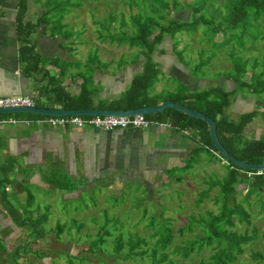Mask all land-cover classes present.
Wrapping results in <instances>:
<instances>
[{
    "label": "trees",
    "instance_id": "1",
    "mask_svg": "<svg viewBox=\"0 0 264 264\" xmlns=\"http://www.w3.org/2000/svg\"><path fill=\"white\" fill-rule=\"evenodd\" d=\"M14 1H16L17 6L14 24L19 45L18 61L24 66L23 72L39 75L47 78L49 83L53 82L55 77L50 76L45 68L48 62L44 59L40 60L39 56L32 52V46L29 45L27 36L33 28H30V22L36 25L44 22L49 25V19H52V17H49L51 13H56V21L59 22L65 14L69 13V10L64 6L61 7L62 2H59L55 7L49 5L50 2L55 3V0H33L34 4H40L41 7H44L43 13L37 17V23H35L34 20H27L25 16L28 6L27 1L30 3L31 0ZM69 1L65 0L64 4L69 5ZM1 2L2 0H0ZM216 2L217 0H182L181 3L177 0H125V4L137 8L135 13L128 15V27H125L123 12L120 11L117 15V12H114L113 5L111 11L114 12L113 18L119 20L121 30H123V27L126 29L119 31L118 38L109 36L108 38H111L110 43L115 39L117 46L125 44L129 49L136 48L135 59L130 63H135L139 56H143L148 63L143 62L142 73L134 75L127 88L113 99H96L91 85L83 82L78 95L72 98L66 96L62 88L51 85L55 95V102L60 101L64 109L74 110L126 111L156 106L158 100L150 98L147 91L158 74V70L154 69L156 64L151 59V53L155 47L164 39L172 41L181 32L189 36L199 31L201 36L210 42L214 41L216 34H220L221 40L217 45L225 46L230 44L228 55L231 58L232 74L225 76L224 80L225 82H232L233 88L230 89L231 91H226L223 87L204 86L196 91L189 92V90L180 85L175 93L170 94V96H164L165 98L162 99V102L180 104L210 118L214 123L218 142L233 158L245 163H264V135L257 139L245 141L241 137L244 127L255 117V112L238 113L234 120L228 118L226 114L231 96L236 92L244 91L252 96L264 93V78L262 77L264 71V46L262 50L257 48V43L264 41V0H222L220 8L215 6ZM78 5V2L74 3L75 8H78ZM181 11L188 12L187 16L176 17V14ZM111 12H109L107 18L112 17ZM109 24H111V21ZM49 28L53 30L52 26H49ZM61 29L64 28L61 27L58 30L59 32L54 30L52 34L63 38L64 36L70 37L68 33L62 35L60 33ZM129 32L130 34H128ZM98 37L100 38V36ZM106 39V37H103L102 43ZM171 46V52H175V55H177L175 57L181 60L179 51H174L176 45L171 43ZM237 50L242 53L260 52V54L249 58L248 56L244 57L243 55L245 54H239ZM159 51H162V49ZM259 60L262 62L263 70L256 73L254 68ZM55 61L60 66L58 59ZM242 62H249L252 65L249 79L244 82L242 79L246 70ZM201 63L203 64V62ZM99 64L101 65V63ZM102 66L105 65L103 64ZM28 78H32L35 82L41 80V78L36 79L34 76H29ZM43 89L47 91L44 85L41 90L37 88V93H40L38 91H43ZM231 101H234V99ZM34 102L33 105L35 107H41L37 100H34ZM164 113H168V117L159 116L157 121L165 120L172 128L177 130H191V135L197 137L200 147H196L193 150L195 156L198 155L197 152L202 151L210 154L214 160L216 159L215 154L218 153L211 144L206 124L203 121L186 116L173 109H164L157 115ZM19 115L23 114H14V116ZM27 116L33 115L28 114ZM150 116L152 115H143L146 120ZM223 162L226 167V175L217 180L216 183L209 184L207 190L203 191L198 198L200 201L203 198H207L210 188L214 187L215 184L218 187L212 201L214 204H218L217 213L219 210L220 213L216 216H211L208 210L205 211L207 216L202 218L204 221L200 220L202 222L200 228L202 236L200 237L174 243L175 236L181 237L184 234H189L191 229L185 231L184 228L180 227L177 230H172L168 219L155 220L154 217L145 215L144 207L139 209L137 205H134L129 208L130 212L136 209L141 211V217L134 226H138L139 223L145 220L146 223L142 227L153 230L147 238L137 235L134 231L122 230L125 229L124 223H126V219L123 223L115 221L116 223H113L112 227H107L106 225V229L103 228V225L101 226L102 230L95 228L96 231L89 240L84 236L85 246L81 249V254L76 257L68 255L63 249L56 251H51V249L42 252L39 249L38 242L50 234L58 241L60 234L64 231V226L60 223L61 219L57 217L53 219V225L52 223L47 224L50 227L46 230L53 229L54 232H43L42 228L46 226L45 224L48 221L47 213L50 209L49 207L41 208L40 204L36 202L34 203L37 204L35 208L31 207L32 204L22 207L23 210L21 211L25 212L22 217L19 216L20 212L15 213V208L9 214L6 225L9 227L14 225L16 227L15 237L7 240L6 249L3 248L0 254V264H42L40 262L44 258H46L47 264H58L57 261L61 259L68 264H73L74 262L76 264H120L119 260L128 262L134 257H138L145 264H184L190 256L200 255L202 250L208 249L211 254L206 256L205 259L199 256L197 264L236 263L238 257L243 254L244 248L242 246L250 245L257 238V234L256 230H251L249 234L233 230L237 224H242L243 222L247 225L250 224L248 213L235 202L234 194L238 192V187L244 184V180L249 177L254 178V182L249 187L243 185L245 188L243 194L246 198L254 194L258 187L263 190L264 171L258 172L234 167L224 159ZM229 204L231 205L227 206ZM7 206L10 209L9 205ZM107 206L109 207V205ZM64 211L65 208L62 207L51 215H61ZM102 213L104 220H114L113 217L107 218V210L102 209ZM50 216L48 219H50ZM71 221L72 226H77L76 219ZM154 221L159 223L156 232L153 225ZM134 226L133 228H135ZM70 229H73V227H70ZM123 236H126V238L123 239ZM260 237L264 239V229ZM148 242H152V245L148 246ZM34 253L38 254L37 259L33 257ZM52 254L56 256L53 257L51 256ZM250 256L255 260L264 258L262 254L255 252L251 253ZM93 258L96 263L91 262ZM108 259H111V261Z\"/></svg>",
    "mask_w": 264,
    "mask_h": 264
},
{
    "label": "crops",
    "instance_id": "2",
    "mask_svg": "<svg viewBox=\"0 0 264 264\" xmlns=\"http://www.w3.org/2000/svg\"><path fill=\"white\" fill-rule=\"evenodd\" d=\"M43 11L44 7L41 5L40 7L28 5L25 16L37 23L36 19ZM16 12V1L2 0L0 3V98L26 96L33 104L34 100H37L41 104V107L37 106L38 108L64 109L60 101L55 102L51 85L62 88L64 94L72 98L78 95L82 83L88 82L87 85H91L96 99L110 100L127 88L134 75L143 71L141 57L135 63L127 62L122 68H115L111 63L106 62L100 65L98 61L94 65L92 63L94 60L87 58L84 53L88 46L92 52L101 49L104 56V43L99 37L95 36L91 43L78 36L73 37L72 41L69 40L70 37L63 38L52 34L54 30L44 22L37 25L30 22V28H33L27 37L32 52L37 54L40 60L44 59L48 62L45 68L55 80L49 83L45 77L26 74L23 72V64L18 61L19 45L14 24ZM113 48H117L115 44H112L111 49ZM161 49L163 48L158 50ZM73 53L79 58V62L69 60V55ZM81 55L85 57L84 63L89 68L88 71L82 70ZM164 55L161 57L156 54L152 58L158 74L147 91L150 98L158 100L156 106L163 103L164 96L175 93L180 85L189 92L204 87V82L199 81L198 78L196 79L198 81L194 80L183 64L181 65L173 56L174 54L170 56V53L165 52ZM56 59L72 62L68 67V73L65 71L66 68L60 69ZM103 64L105 66H102ZM29 76L41 80L35 82L32 78H28ZM44 85L47 91L43 89L37 93V88L41 90ZM157 114H149L152 116L148 121L153 124L159 123L160 127L152 124L144 130L126 128L110 132L86 126L54 128L47 123H32L39 119L58 116L3 114V118H13L16 122L0 126V233L1 226L8 220V215L15 208L16 203L27 199L30 200V204L38 202L39 199L35 200L37 197H33L32 194L39 193L42 197L48 196V198L64 195L63 199H77L76 193H73L74 196L69 193L67 183L71 187L79 182L80 192L85 193L91 187L109 190L126 187L130 183L137 186L142 184L150 193L147 202L159 203L157 196L160 194L154 190L167 183L173 171L184 169L189 155L191 156L193 150L200 145L197 137L191 135V130H177L165 120L157 121L159 116L168 117V113ZM24 120L30 123L25 125L22 123ZM85 183L88 185L84 187ZM7 234L0 238L5 239Z\"/></svg>",
    "mask_w": 264,
    "mask_h": 264
},
{
    "label": "rangeland",
    "instance_id": "3",
    "mask_svg": "<svg viewBox=\"0 0 264 264\" xmlns=\"http://www.w3.org/2000/svg\"><path fill=\"white\" fill-rule=\"evenodd\" d=\"M64 1L65 0H55V3H49V5L55 7L59 2H62L61 7L64 6L67 10H69V13L65 14L59 22L56 21V13H51V16L49 17H52V19H49V25L50 27L52 26L53 30H55L56 32H59L58 30L61 27L64 28L61 29L60 33L62 35L68 33L70 35L69 40L72 41L74 40L73 37L76 36L82 38L88 43H91L95 36H100V40H102L103 37H106L107 39L104 42V56L103 52H101V49L92 52V50L88 46L86 48L87 51H85L84 54L87 56V58L94 60L92 61L94 65L96 64L95 62L98 61L100 63H111L115 68H122L127 62L133 61L135 59L134 54L136 53V48L129 49L125 44L117 46L115 39L110 44L111 38H108L109 36L118 38L117 35H119V31H123L124 29H126L125 27H128V15L130 13L136 12L137 8L135 6L125 4V0H99L94 2H90L89 0H70L69 5L64 4ZM177 1L179 3L182 2V0ZM75 2L79 3V5L77 6L78 8H75ZM221 4L222 0H217L215 6L220 8ZM27 5H36V7H40V4H34L33 0H31L30 3H28L27 1ZM112 6L114 8V12H117V15L120 11L123 12V21L126 24L125 27H123V30H121L122 28L120 27L119 20H117V18H113L114 12H111ZM109 12L112 13L111 18H107ZM187 13L188 12L181 11L176 14V17H185L187 16ZM110 21L111 24H109ZM128 34H130V32ZM220 40V34H216L214 36V41L210 42L203 38L199 31H197L195 34H190L189 36L181 32L177 34L172 41L169 39H164L163 41H161V43H159L151 53V59L156 54L164 57L165 52L170 53V56H172L173 54V56H177L175 55V52H171V43H174L176 45L174 51H179V53L181 54V57H179L181 59L179 60V63L181 65L183 64L186 71L190 73L194 80L198 78L199 81L204 82V86L223 87L226 91H231L230 89L233 88L232 82H225L224 80L225 76L232 74L231 58L228 55V48L230 44H227L225 46L217 45L218 43H220ZM86 44L87 43H85V46ZM112 44H115V47L117 48L111 49ZM263 46L264 41L257 43V48L259 50H262ZM161 47L163 49L160 52L158 49ZM160 53L163 54L160 55ZM238 53L241 55L245 54L243 56H248L249 58L254 55L259 56L260 54V52L242 53L241 51H238ZM69 57L70 61H80L79 58L74 55V53L72 55H69ZM81 57V64L83 66L82 70L88 71L89 68L84 63L85 57H83L82 55ZM140 57L142 58L144 63H148V61L144 59L143 56H139L137 59H139ZM201 62H203V64ZM59 63L60 69L66 68L65 71H67L68 73V67L72 62L59 60ZM242 63L244 64L246 70L245 76L242 79V81L244 82L248 81L249 79L252 65L249 62ZM154 69H156V66L154 67ZM262 70V62L261 60H259L258 64H256L254 68V71L258 73ZM262 77L264 78V71ZM232 99H234V101H231ZM231 100L229 102L230 104L228 108L226 109L228 118L234 120L238 113H246L250 111H253L256 114L252 121L244 127L243 133L241 135L242 140L245 141L250 139H257L260 136H263L264 93L257 96H252L247 92L240 91L239 93L236 92L235 94H233L231 96ZM197 153V156H195L193 153L191 156L189 155L187 163L184 164L185 168L179 171H173L172 175H169V181L162 186H158L154 190V192L160 194L159 196H157L160 201L159 203H156L155 201H151L150 203H148L149 200H147V198L150 193L147 192L144 185L139 184V186H137L133 183H130V185L126 187L113 189L110 188L109 190L101 187H91V189H88V191L85 193L84 191L80 192L81 187L79 186V182L74 183L73 185H71V187L66 182L69 188V193L71 195H73V193H76L77 199H63L64 195H61L57 198L55 196L48 198V196L42 197L39 193L32 194L33 197H37L35 198V200L39 199L37 204H40L41 208L49 207L50 209L47 213L48 221L45 224L46 226H43L42 228L43 232H54L53 229H46L50 227L47 224L52 223L53 225V219L57 217L61 219L60 223L64 226V231L60 234L58 241L55 240L52 234L46 235V237L44 239L42 238L41 241L38 240L39 249L42 252H46V250L51 249V251L63 249L64 252H66L68 255L76 257L81 254V249L85 246V242L83 241L84 236L89 240L95 233L96 229H106V225L107 227H112L113 223H116L115 221L123 223L126 219V223H124L125 229L122 230H129L131 232L134 231L137 235H140L142 237L145 236V238H147L153 230L145 229L142 227L146 223L145 220L139 223L138 226H134L138 219L141 217L140 210L136 209L130 212L129 208L134 205H137L139 209H142L144 207L146 211L145 215L152 216L155 220L168 219L169 226L172 230H177L180 227L184 228L185 231L191 229V233L189 234H184L181 237L175 236L174 243H180V241H185L194 237L202 236V231L200 230L202 222H200V220H202L203 217L207 216L205 211L208 210L209 215L211 216H216L218 213H220V210L217 213L218 204H214L212 201L213 197L216 195L218 187L215 184L214 187L210 188L209 192L207 193V198H203L201 201L198 198L201 196V193L203 191L207 190L209 184L216 183L217 180L223 178V176L226 175V167L224 166L225 161L223 162V158H221L218 154H215L216 159L214 160V158L206 152L199 151ZM178 178L179 181L176 182ZM253 182L254 178L249 177L244 180L243 185H245V187H249V185H251ZM87 185L88 183H85L84 187ZM243 185L238 187V192H235L234 197L235 202L242 208H244V210L248 213L250 224L247 225L244 222L242 224H237L233 228V230L239 233L245 232L247 234H249L251 230H256L257 238L253 240L250 245L242 246L244 248L243 254L238 257L236 263L264 264V258L261 260H255L250 256L253 252L260 253L264 256V239L260 237V234L264 229V187L263 190L259 187L256 188V192L249 198H246L243 194L245 192V188ZM18 201L20 200L18 199ZM195 202H197V204H195ZM13 204L14 203H11V205ZM27 204H30V200L28 199L23 202L21 200V203H16L15 213L23 210L22 207L24 205L26 206ZM37 204L33 203L31 207L35 208ZM105 204L109 205V207ZM230 205L231 204L227 206ZM111 206L113 207L111 208ZM62 207L65 208V211L62 212L61 215H51L54 213V211L59 210ZM102 209L107 210V218L113 217L114 220H104ZM24 214L25 212L21 211L19 216L22 217V215ZM49 216L50 219H48ZM72 219L77 220V226H72ZM158 224V221H154L153 225L155 232L158 230ZM102 225L103 228H101ZM133 226L135 228H133ZM70 227H73V229L69 230ZM15 231L16 227L14 225L13 227H9L4 221V225L1 226L0 237L6 235L8 232L9 234H7L5 239H0V254L2 253L1 251L3 250V248L6 249L5 246L7 244V240L15 237ZM125 238L126 236H123V239ZM151 245L152 242H148V246ZM209 254H211V251L209 249L202 250L200 252V255L190 256L184 264H197L199 256L205 259V257ZM51 256L55 257L56 255L52 254ZM33 257L37 259L38 254L34 253ZM45 259L46 258H44L40 263L47 264V261H45ZM108 260L111 261V259ZM130 260L131 261L128 262L119 260V263L145 264V262L141 261L138 257H134ZM91 262L96 263L94 258L91 260ZM57 263L68 264L65 263L62 259L57 261ZM73 264L76 263L74 262Z\"/></svg>",
    "mask_w": 264,
    "mask_h": 264
},
{
    "label": "water",
    "instance_id": "4",
    "mask_svg": "<svg viewBox=\"0 0 264 264\" xmlns=\"http://www.w3.org/2000/svg\"><path fill=\"white\" fill-rule=\"evenodd\" d=\"M164 109H173L186 116L203 121L206 124L208 136L215 151L221 158L228 161L230 165L246 170L264 171V163H245L230 156L218 142L213 121L207 116L198 111L191 110L183 105L173 102H164L157 106L142 107L139 109L126 111H112V110H65V109H41L33 108H3L0 109L1 114H33L43 116H133V115H149L156 114Z\"/></svg>",
    "mask_w": 264,
    "mask_h": 264
},
{
    "label": "built area",
    "instance_id": "5",
    "mask_svg": "<svg viewBox=\"0 0 264 264\" xmlns=\"http://www.w3.org/2000/svg\"><path fill=\"white\" fill-rule=\"evenodd\" d=\"M31 108L33 102L26 96H9L0 98V109L3 108ZM16 122L13 118L0 117V126L2 124H14ZM28 125L30 121L24 120L22 122ZM33 124L47 123L48 126L54 128H64L65 126H73L82 128L84 126L91 129H96L103 132H110L114 130H123L126 128L144 130L150 127L153 123L146 120L143 115L133 116H58L47 117L46 119H39L32 121ZM156 127L161 124L154 123Z\"/></svg>",
    "mask_w": 264,
    "mask_h": 264
},
{
    "label": "clouds",
    "instance_id": "6",
    "mask_svg": "<svg viewBox=\"0 0 264 264\" xmlns=\"http://www.w3.org/2000/svg\"><path fill=\"white\" fill-rule=\"evenodd\" d=\"M31 108H33V107H31ZM2 115V114H1ZM66 233V232H65Z\"/></svg>",
    "mask_w": 264,
    "mask_h": 264
}]
</instances>
